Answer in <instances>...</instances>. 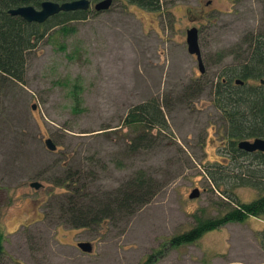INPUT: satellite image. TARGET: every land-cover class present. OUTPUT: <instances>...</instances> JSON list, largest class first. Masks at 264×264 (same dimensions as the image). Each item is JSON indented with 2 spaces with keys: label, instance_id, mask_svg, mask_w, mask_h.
Wrapping results in <instances>:
<instances>
[{
  "label": "rangeland",
  "instance_id": "1",
  "mask_svg": "<svg viewBox=\"0 0 264 264\" xmlns=\"http://www.w3.org/2000/svg\"><path fill=\"white\" fill-rule=\"evenodd\" d=\"M205 1L161 0L162 9L153 11L115 0L106 11H89L73 21L74 34H47L28 55L25 80H11L0 90L4 264H142L160 249L164 255L152 264H264L257 237L264 217L226 224L191 244L163 246L189 231L196 217L220 216L231 205L204 165L226 148L222 114L210 90L190 88L186 98L185 90L195 80H219L247 54L248 38L264 33V0ZM201 10L208 11L206 17L191 19ZM193 25L200 29L202 76L187 47ZM152 97L167 108L169 129L154 128L153 143L131 152L128 141L135 132L125 116ZM49 136L56 150L46 146ZM67 167L81 169L95 191L119 186L140 168L162 188L128 221L72 229L48 207L52 193L62 190L54 178ZM35 180L43 186H31ZM195 187L200 195L192 198ZM236 192L242 201L258 195L248 186ZM81 241L92 242L94 251L83 252Z\"/></svg>",
  "mask_w": 264,
  "mask_h": 264
},
{
  "label": "trees",
  "instance_id": "2",
  "mask_svg": "<svg viewBox=\"0 0 264 264\" xmlns=\"http://www.w3.org/2000/svg\"><path fill=\"white\" fill-rule=\"evenodd\" d=\"M137 1L153 11L162 9L161 0ZM17 4V0H0V90L11 80H25L28 55L47 34L50 38L55 33L60 36L74 34L77 26L73 21L85 18L89 12L85 9L62 10L39 23L9 13L8 9ZM60 48L65 49L66 46L61 45ZM237 58L240 61L228 67L219 80L211 83L195 80L187 86L183 96L186 98L190 88L196 89L198 93L210 90L213 103L222 114L227 137L226 148L221 149L220 159L204 165L214 188L231 205L220 216L196 217V224L189 231L177 234L163 244L165 249L169 245L175 247L191 244L208 231L232 222L245 221L250 216L264 217V152L245 151L237 145L242 139L264 137V33H253L248 38L247 54ZM238 78L243 83H237ZM197 82L198 87L194 88ZM76 90L73 96L78 106L81 97ZM166 109L160 97L149 98L129 108L124 123L135 132L128 141L131 152L153 143L154 128H157V133L169 129ZM140 127L142 131H138ZM88 178L81 169L74 170L71 167L54 178L55 185L62 190L52 193L48 207L59 212L57 219L61 224L73 229H90L128 221L162 188L156 177L144 168L138 169L125 182L111 189L98 186L95 191ZM240 186L256 189L257 197L242 201L236 192ZM257 235L264 250V229L259 230ZM6 255L0 241V264H4ZM159 255H164L163 250L154 251L142 264L155 263Z\"/></svg>",
  "mask_w": 264,
  "mask_h": 264
},
{
  "label": "water",
  "instance_id": "3",
  "mask_svg": "<svg viewBox=\"0 0 264 264\" xmlns=\"http://www.w3.org/2000/svg\"><path fill=\"white\" fill-rule=\"evenodd\" d=\"M112 4V0H102L95 5V9L104 10L108 9ZM90 7V0H72L67 2H57L53 0H45L42 2L40 9L36 8L32 4L20 5L18 7L9 9L12 14H19L26 20L32 22H44L50 16L62 11V10H74V9H88ZM186 41L188 51L192 55H196L198 60L199 69L201 71L205 70L202 49L200 44V31L197 25H193L187 29ZM237 82L243 83V80L238 78ZM36 107V104H33ZM46 146L51 150H56L58 148L56 142L52 137L45 138ZM238 147L245 151H263L264 152V137H255L253 139H242L238 141ZM31 186L35 188H40L43 186L41 181H32ZM200 195V189L195 187L190 192V197H198ZM78 247L85 253H92L94 251V245L90 241H81L78 243Z\"/></svg>",
  "mask_w": 264,
  "mask_h": 264
},
{
  "label": "flooded vegetation",
  "instance_id": "4",
  "mask_svg": "<svg viewBox=\"0 0 264 264\" xmlns=\"http://www.w3.org/2000/svg\"><path fill=\"white\" fill-rule=\"evenodd\" d=\"M18 1V4L16 5V6H14V7H12V8H15V7H18V6H20V5H26V4H32V5H34L36 8H38V9H40L41 8V6H42V2L43 1H45V0H17ZM53 1H57V2H60V3H62V2H67V1H72V0H53ZM99 1H102V0H90V7L88 8V9H85V10H88V11H94V12H98V13H100V12H103V11H106V10H108V9H110L111 7H112V4H113V2L115 1V0H112V4H111V6L108 8V9H104V10H97V9H95V5L99 2ZM133 1H135V2H137L138 3V1L137 0H133ZM211 1L212 0H206L205 1V4H207V5H209L210 3H211ZM161 4H162V2H161ZM94 7V8H93ZM12 8H9V9H12ZM9 9H8V11H9ZM75 10H77V9H75ZM154 11H156V10H154ZM10 13V12H9ZM207 13H208V11L207 10H203V13H202V10L200 11V13H199V15H195V17H192L191 19H195L194 21H196V22H198L199 21V16H204V17H206L207 16ZM12 14V13H11ZM19 15V14H18ZM46 21V20H45ZM39 23H42V22H39ZM199 31H200V29H199ZM196 56V55H195ZM197 58V57H196ZM200 70V69H199ZM206 70H204V71H201L200 70V76H202V74L201 73H204ZM200 78V77H199ZM237 82V81H236ZM201 83V82H200ZM237 83H239V82H237ZM251 139H253V138H251ZM238 145V144H237ZM38 200V199H37ZM39 206V205H38ZM73 229V228H72Z\"/></svg>",
  "mask_w": 264,
  "mask_h": 264
}]
</instances>
